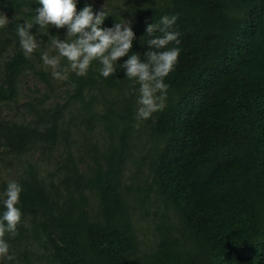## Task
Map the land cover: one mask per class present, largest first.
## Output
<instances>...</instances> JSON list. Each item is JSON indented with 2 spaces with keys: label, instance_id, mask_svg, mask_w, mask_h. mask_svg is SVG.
Returning <instances> with one entry per match:
<instances>
[{
  "label": "trees",
  "instance_id": "16d2710c",
  "mask_svg": "<svg viewBox=\"0 0 264 264\" xmlns=\"http://www.w3.org/2000/svg\"><path fill=\"white\" fill-rule=\"evenodd\" d=\"M104 3L131 21L130 52L142 56L146 24L177 15L178 62L146 120L122 69L105 78L93 62L65 81L45 70L40 53L66 27L46 36L34 24L40 46L26 58L16 26L39 5L0 0V107L16 108L0 112V193L9 180L23 188L5 264H264V0H78L77 10ZM29 76L44 91L24 98Z\"/></svg>",
  "mask_w": 264,
  "mask_h": 264
},
{
  "label": "clouds",
  "instance_id": "9594fccd",
  "mask_svg": "<svg viewBox=\"0 0 264 264\" xmlns=\"http://www.w3.org/2000/svg\"><path fill=\"white\" fill-rule=\"evenodd\" d=\"M36 3L39 6L35 8L34 18L31 21L25 19L16 26L19 47L26 58L40 46L36 33L49 36L51 27H66L65 37L61 39L52 34L48 50L40 53L43 66L50 70L53 79L65 81L70 74L84 76L93 62L99 66V75L105 78L119 68L125 72V77L138 85L135 89L137 120H146L152 113L163 109L168 89L166 77L174 70L181 51L179 47H169L172 42L180 43V34L173 30L177 15L164 14L159 20L154 18V22L146 24L148 48L142 56L140 52H130L136 39L131 21L108 12L105 3L98 11L93 10L92 4H85L77 10L78 0H36ZM110 14L116 22L104 26L105 18ZM6 23L7 20L0 17V27ZM34 24L39 25L36 33L31 31ZM125 55L127 59L120 62L119 58ZM22 191L18 181L9 180L0 193V205L3 206L0 211V264L15 259L4 236L5 233L11 236L17 233L22 215L18 207Z\"/></svg>",
  "mask_w": 264,
  "mask_h": 264
},
{
  "label": "rangeland",
  "instance_id": "374dc122",
  "mask_svg": "<svg viewBox=\"0 0 264 264\" xmlns=\"http://www.w3.org/2000/svg\"><path fill=\"white\" fill-rule=\"evenodd\" d=\"M43 90L44 91V87L41 85H38V80L37 78L33 77V76H29L28 78L25 79L24 81V94L23 97L27 98V96H29L31 93L33 94L35 92V90ZM0 112L3 115L7 114H13L14 112H16V108L12 109V105H2L0 107ZM3 175V177L6 178L5 174L2 172L1 173ZM148 233L147 236L151 235L149 231H147Z\"/></svg>",
  "mask_w": 264,
  "mask_h": 264
}]
</instances>
